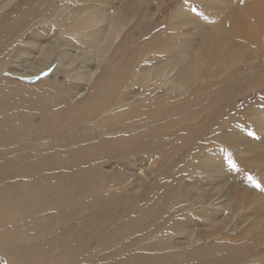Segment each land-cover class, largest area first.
I'll use <instances>...</instances> for the list:
<instances>
[{
  "label": "bare ground",
  "instance_id": "bare-ground-1",
  "mask_svg": "<svg viewBox=\"0 0 264 264\" xmlns=\"http://www.w3.org/2000/svg\"><path fill=\"white\" fill-rule=\"evenodd\" d=\"M107 1L0 0V264H204L201 257L205 264H248L253 244L246 241L244 247L234 241L210 245L217 235H209L201 244L210 246L197 248L200 240L190 236L180 237V247L156 240L180 234L190 217L178 215L197 204L206 221L215 213L204 206L202 176L174 189L178 182L156 170L162 179L141 194L113 187L130 179L134 168L174 158L176 179L186 172L190 179L223 157L222 144L241 143L237 134L222 135L229 118L217 121V133L209 136L211 122L198 117L207 107L220 114L225 98L211 88L214 83L232 97L244 90L240 75L211 80L256 47L260 1L236 8L240 0H202L192 15L183 9L185 0L179 6L178 0ZM170 6L162 28L159 16ZM178 26H193L183 35L191 42L179 41ZM33 59L43 65H31ZM56 62L53 73L64 81L34 79ZM205 67L206 87L192 89ZM253 119L264 127L260 117ZM262 158L247 166L261 169ZM40 166L46 169L44 192L34 181L42 174L33 168ZM119 168L126 176L122 169L110 179L108 172ZM182 205L187 207L172 215ZM159 212H166L163 221ZM93 217L96 232L86 222ZM255 224L263 226L264 218ZM164 245L170 248L163 252Z\"/></svg>",
  "mask_w": 264,
  "mask_h": 264
},
{
  "label": "rangeland",
  "instance_id": "rangeland-1",
  "mask_svg": "<svg viewBox=\"0 0 264 264\" xmlns=\"http://www.w3.org/2000/svg\"><path fill=\"white\" fill-rule=\"evenodd\" d=\"M112 1L114 2V4L112 3ZM119 1L121 3L122 0H116V1L109 0L107 2L111 3L115 6L117 4H119V6H120ZM201 1L202 0H195V2L192 3L191 1L185 0V6L183 8L185 10V13H190L192 15L194 12H197L200 9V2ZM223 1L225 2V0H223ZM242 1L243 2H241V0L236 2L235 7L239 8V7L247 4V0H242ZM258 1H260V3L258 4V7L262 8L264 11V0H258ZM180 2H184V1L178 0L177 6H179ZM192 6H194V10L191 9ZM169 8L170 9H168V10L162 11L161 15L159 16L160 18L158 17L161 20V27L162 28H163V26L166 25L165 17L166 18L170 17V14H172V11L174 9L173 6H170ZM167 11H168V13H166ZM197 19H199V18H197ZM176 22H177V18L174 19L173 23L177 24ZM191 22H193V20H191ZM178 25H179V22H178ZM191 30H193V26H191V27L190 26H182V27L178 26L177 31H179L181 34L179 41L183 42L184 40H188L191 42L190 38L183 37V35L192 34ZM262 32H264V12H262V14H260L258 17V28H257V31L255 33V34L259 35L260 40L257 44L255 43L256 47L253 48L254 50L253 49L252 50L247 49L248 50L247 54L245 53L246 55H244L245 58L247 56V59H244L242 57L244 60H247L245 62H247L248 64L245 63L244 60H242V59L239 60L240 62L237 60L239 63H237L235 61V63L233 64L234 66H232L233 69H232V67H229V69H226L227 72H226V70H224L226 73L229 72V74H228L229 77H227V74L226 75L223 74V73H225V72H223L222 75H218L217 77H214L213 80H211L213 82L223 81V80L225 81L227 79H231V77L236 78V77H238V75H240L243 77L242 83L245 85V86L243 85L246 88V89L244 88L245 91L242 90L240 92L241 95L239 93L238 95H236L237 97L233 95L234 100H235V98H237V99L234 103H232L233 97H232L230 91L226 87H223L220 84L214 83L215 85H212L211 88H213V86H214L213 89L216 90V92H218L219 95H221L222 97H224L226 99V100L223 99L221 101V103L219 101L220 104L218 103L219 107L218 106L217 107H218V109L220 108V111L218 110L220 114L216 113L217 114L216 115L214 112H212V114H210L211 108L207 107L205 112L202 113L200 115V117H198V118L204 119L203 122H209V121L211 122L212 127L209 131V136L217 133V131L219 129V126L217 127V121H221V118L224 120H225V118H229L230 121L228 123H226V126H225L226 128H224V130L222 131L223 132L222 135L224 134L225 136H227V135H231V134H237L236 136H238V137L240 136L239 141H241L242 145H239V144H241L240 142L238 145L237 144L233 145V143L230 144V142H228L229 144H226V143L222 144V149L224 150L225 154L223 155V157L221 159H217V160H215V158L213 159V164H212L213 167L211 165V166H207L208 169L206 167H203L201 169V172L204 171L206 173L205 176H204V173L202 174L200 171H198L194 174L195 176H192V178H190V179H186L187 177H190V175L186 176V173H188V172H186L182 176L183 179L179 178L177 180L174 175L176 174V172L178 171L180 166H178V164H176V162L178 160H176L174 158L173 160H170L171 161L170 164L154 161V162L145 163L144 166L141 168L140 167L134 168L132 175H130V177H131L130 179L128 178L127 181L124 180L121 184H118L116 187L115 186L113 187V188H117V189H120L121 186L122 187L123 186H125V187L130 186V187H134L135 189L139 188V189H137L138 190L137 192H138V194H141V193L145 192V190H147L151 184L155 185L162 179L161 175H157V171L159 172V170L165 175L166 179L171 180L172 184L178 182L177 187H173L174 189H178V187L182 189V187L183 188L185 187L184 184H186V180L193 181V180L199 178V176H202V182H204V186H206V189H208V190H206V192L208 194L206 197L207 202L205 203L204 206L208 207L209 210L213 209L215 211V213H213L211 218L206 221L202 216V208H200L201 204H197L194 207V209L184 211L183 216L178 215L179 218H182L184 220H186V219H188V217H190L189 222L186 225L187 227L185 226V224H181L180 227H178V229H179L178 232H181L180 234L175 233V230H174V232L170 236V238L172 237V239L164 237L165 235H159V237L156 238V240L159 239L161 241V240L167 239L169 241L168 242L169 245L174 243L175 247H180L181 246L180 241H182V239H180V237L181 236H190L193 240L194 239L200 240V243H198V245L195 246V247L198 246L197 248H199L202 245H209L211 243V242H207V243L201 244V242L203 241L202 240L203 238H206L209 235H217V238L213 241V244H210V245H214L215 241H216V243H218L220 241L221 242L234 241L236 243H239V246H241V247L246 246V242H247V245L253 244L251 246V251L249 254V260L251 259V262L248 260V262H249L248 264H264V231H262V230H264V229H262V228H264V225L260 227V225L255 224L257 218L258 219L259 218L261 219L262 217L264 218V157L262 158V156H264V127L259 128V126L257 125V123L253 119L254 115H256V117H260L264 121V86H261V84L264 85V75H263L264 74V37H263L264 33H262ZM250 51L253 53H251ZM107 55L108 54H106L105 57ZM248 60L251 62L249 63ZM30 63H31V65L37 66V67L43 65V61L40 59H36V60L33 59L30 61ZM57 63L58 62L51 65L45 72H43L39 76H36L34 79L40 80L42 78H45L46 76H49V77H51V78H49L50 80H57L58 79L59 81H64L65 79H64L62 74L55 76L53 73L56 69ZM236 68H238V69L236 70ZM234 70L236 71V73ZM232 71H234V72L232 73ZM205 72H206V67L203 68L202 72L200 73V77L204 76L201 83L200 84L199 83L194 84L192 89L196 88L199 85L206 87L207 80L205 79V77H206ZM240 72L243 74L241 75ZM173 74H174V72H173ZM164 77H165V75H164ZM244 77H247L248 82H247L246 78H244ZM256 83H258L259 85ZM247 84L250 86L248 87ZM180 89H181L180 92H183L182 90L186 89V88L181 87ZM189 93L190 92L187 91L183 95H187ZM81 95L82 94H79L77 96V98L79 99L81 97ZM178 97H180V96H178ZM230 104H231V106H230ZM222 107H224V108H222ZM212 115H213V117H212ZM220 115H222V116H220ZM198 118H197V121L199 120ZM215 120H216V122H214ZM195 123H197V122H195ZM226 131L228 132V134ZM249 133H254V135H249ZM224 156H225V158H224ZM228 157L231 158V160L235 163V165H236L235 169L232 168L231 165L228 163L229 162ZM261 158H262V162H263V163L262 162L259 163L260 164L259 167H261V169H253L252 168V170H251V168H249L247 166V163L249 161H250L249 162V164H250L251 162L256 161L258 159H261ZM241 161H242V164L245 163L246 165H241ZM69 165H70L69 168H71L73 166V164H69ZM224 167H226V168H224ZM172 169H173V171H172ZM34 170H38L42 174L40 178L35 179L34 181L37 184L36 188L40 192H44V189L46 188V178L44 175L46 169H45V167L40 166V167H34L33 171ZM121 170H122V172H121ZM60 171L62 173H64L63 168H61ZM78 172H79V170L76 168L74 175L71 178V181L76 177V174ZM120 172L122 175L126 174L124 172V168H121L120 171L117 170V172L115 170H111V173H110V171H109L108 175L113 173L112 175H109V176H111L110 179L116 178L117 176H118L117 178H119L121 176ZM114 173H115V176H114ZM125 176L123 175L121 177L123 178ZM256 184H259L260 187H256ZM195 186H196V184H195ZM126 193H129L128 195H131V192H126ZM158 193H160V192H158ZM185 194H187V198L189 200L191 199V197L193 195L190 192H187ZM221 194H222L223 198H220ZM157 198L159 200L161 199V197L158 195H157ZM183 202L185 203L186 200ZM221 202L224 204V206L221 205ZM189 204H190V202H189ZM43 206L47 207V204L45 203ZM216 206H217V208H216ZM185 207H187V206L182 205L181 207H179L177 209L173 208L171 210L172 215H175L178 210H181L180 208H182V210H184ZM217 211H221L222 214L221 215L218 214ZM215 214H218V215H215ZM165 216H166V212H159L158 219H161V221H163ZM94 217H93V219H94ZM104 217H106V216H104ZM245 218L248 219V221ZM93 219L88 218L86 220V222L90 225L91 230L96 232L95 228L97 226V223H96L95 219L94 220ZM243 220H244V222H243ZM194 221H196V222H194ZM243 224L247 227H245ZM165 225H167V224H165ZM116 227H118V226L116 225ZM255 228H256V232H255V230H252ZM257 228L259 229V231L261 229L262 230L260 232H258ZM236 230H238V231H236ZM240 231H242L243 234ZM246 231L248 233L245 235L244 233H246ZM249 232H252V233L250 234ZM257 233H258V236H257ZM154 234H156V233H154ZM233 234H234V237H232ZM221 235L225 238L220 239ZM240 235H244V237L242 236L244 239L243 238L241 239ZM249 236L250 237L253 236L254 238L253 237L250 238ZM226 237H228V238H226ZM256 238H258L259 240ZM251 239H252V241H251ZM241 240H243V241H241ZM248 240H249V243H248ZM254 240L257 243L254 242ZM244 241H246V242H244ZM116 246H117V244H116ZM163 247H164V249H162L163 252L170 248L168 245H164ZM258 251H260V252H258ZM252 252H253V254H252ZM260 260H262V261H260ZM201 261L202 262L204 261L203 263L205 264V260L202 257H201Z\"/></svg>",
  "mask_w": 264,
  "mask_h": 264
},
{
  "label": "snow or ice",
  "instance_id": "snow-or-ice-1",
  "mask_svg": "<svg viewBox=\"0 0 264 264\" xmlns=\"http://www.w3.org/2000/svg\"><path fill=\"white\" fill-rule=\"evenodd\" d=\"M249 135H254V133H249ZM229 164L231 165L232 168L236 167L235 163L231 160V158H229ZM256 187H260V185L256 184Z\"/></svg>",
  "mask_w": 264,
  "mask_h": 264
}]
</instances>
